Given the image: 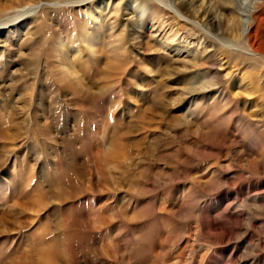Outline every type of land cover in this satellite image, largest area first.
Here are the masks:
<instances>
[{"label":"rangeland","instance_id":"rangeland-1","mask_svg":"<svg viewBox=\"0 0 264 264\" xmlns=\"http://www.w3.org/2000/svg\"><path fill=\"white\" fill-rule=\"evenodd\" d=\"M208 4L0 0V264H264V61Z\"/></svg>","mask_w":264,"mask_h":264},{"label":"bare ground","instance_id":"bare-ground-1","mask_svg":"<svg viewBox=\"0 0 264 264\" xmlns=\"http://www.w3.org/2000/svg\"><path fill=\"white\" fill-rule=\"evenodd\" d=\"M173 1L179 7L186 4V0ZM208 2V8L203 10L201 17L195 15L193 19L190 18L191 23L215 31L218 40L228 43L230 46L228 49L238 53L239 57L264 61V0H208ZM194 5L189 4V7L192 8ZM172 11L179 13L178 10ZM218 40L216 43L212 42L221 48L222 44H218L220 42ZM215 61L216 63L212 65H222L219 58ZM262 70L259 75L262 82L259 85L263 92L261 96L264 97V69Z\"/></svg>","mask_w":264,"mask_h":264}]
</instances>
